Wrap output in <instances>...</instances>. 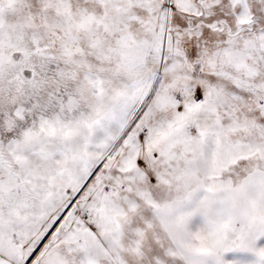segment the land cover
<instances>
[{
  "label": "snow or ice",
  "instance_id": "1",
  "mask_svg": "<svg viewBox=\"0 0 264 264\" xmlns=\"http://www.w3.org/2000/svg\"><path fill=\"white\" fill-rule=\"evenodd\" d=\"M0 264H264V0H0Z\"/></svg>",
  "mask_w": 264,
  "mask_h": 264
}]
</instances>
